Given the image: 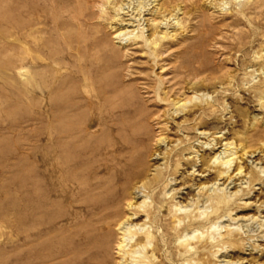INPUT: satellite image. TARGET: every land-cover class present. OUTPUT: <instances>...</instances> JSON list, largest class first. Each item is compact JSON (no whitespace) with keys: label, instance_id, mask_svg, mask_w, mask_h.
I'll return each instance as SVG.
<instances>
[{"label":"rangeland","instance_id":"374dc122","mask_svg":"<svg viewBox=\"0 0 264 264\" xmlns=\"http://www.w3.org/2000/svg\"><path fill=\"white\" fill-rule=\"evenodd\" d=\"M29 1L0 0V264H117L114 245L80 239L89 230L78 206L93 169L109 185L122 160L132 163L129 183L156 174L159 190L173 180L175 201L192 199V263L264 264V0H159L166 36L147 43L119 42L83 20L98 13L86 0ZM54 120L58 142L49 140ZM227 142L238 157L219 178L210 160ZM68 155L83 160L74 181L62 176Z\"/></svg>","mask_w":264,"mask_h":264},{"label":"bare ground","instance_id":"6f19581e","mask_svg":"<svg viewBox=\"0 0 264 264\" xmlns=\"http://www.w3.org/2000/svg\"><path fill=\"white\" fill-rule=\"evenodd\" d=\"M31 1H33V0H31ZM31 1H29V2H31ZM86 1L89 3L88 5L90 8L91 7L97 8L98 13L97 14L94 13V15H93V11H91L92 14L88 13V14L83 15V17H84L83 20H85V21H95L96 20L95 22H98L101 25V27L107 28L108 30L112 31L115 35V38L118 39L119 42L125 41L126 39H128V37L133 36V37H135L134 38L135 40H137L139 42L141 41V42L147 43V42H150V40L156 35L158 37H162V39L166 36L164 31L162 32V30H159L160 28L164 27L163 25L165 24V23H163L164 19H161V17H163L165 15L163 13L164 12L163 11V5L158 3L159 0H86ZM33 2H31V3H33ZM154 2H157V3L154 4ZM34 4H36V3H34ZM146 11H148V12H146ZM146 14H151V17L145 18ZM171 17L172 16H170L169 19L167 18V22L169 23V21L172 20L174 22L172 24L173 27L180 23L179 19L176 16L172 17L173 19H171ZM144 23L147 24V31H150V33L147 34V36L145 35V30H144L145 26L141 27ZM146 24H144V25H146ZM150 26H151V28H149ZM151 31H152V33H151ZM153 44H155V42H153ZM156 44H155V47H156ZM185 104L186 103H181L180 108H184ZM59 119H61L60 121L62 122V121H65L66 117H62ZM56 120H54L53 125L50 123L52 125V129H51L52 134L50 135L51 138L49 140H51L53 142H58L60 140L59 136H57L55 133L56 132L55 130H57V127H58L56 125ZM65 124H66V122H65ZM122 124H124V123H122ZM88 127H90V126H88ZM115 130H116V128H115ZM201 134L205 135V134H207V132L202 131ZM156 139H158V138H156ZM164 139H165V137L163 139L159 138L158 140H156L157 141L156 145H157V143L161 144ZM61 140H63V139L61 138ZM65 140H67V139H65ZM117 140L119 142H121L119 139H117ZM141 142L142 141L140 140V143ZM52 149H54V148H52ZM58 149H60V148H58ZM146 149H148V148H146ZM52 151H54V153H56L55 152L56 150H52ZM89 151H91V150H89ZM91 153H92V151H91ZM88 154H89V152H88ZM237 154L238 153L235 150V148L232 146V144L230 142H227L224 144V148L220 151V153L214 155L213 158H211V160H210L211 165H217L218 166L217 176L219 178H226V177L228 178L229 177V175H230L229 172L231 170L230 169L231 163H233V161L236 160V158L238 157ZM151 155L153 156V154H151ZM156 155H157V157L153 158L155 160L157 158H160L158 156L159 154H156ZM140 157L142 158V155ZM136 158H138L137 155H136ZM51 159H52V154H49V156H47L46 160H44L45 164L48 165L49 167H51L50 164H52ZM36 161H37V166H39L40 163L43 161L41 159L38 151L36 154ZM132 161H134V160H132ZM63 162L68 163L67 169H66L67 171H65V173L64 172L62 173L63 178H65L66 180L69 179V181L70 180L74 181L73 175H76V174H74V171L78 167H80V165H82L83 160L78 159V161H77V159L76 160L71 159V157L68 155L67 158L65 157V159H63ZM57 163L58 162L56 161V164ZM88 165H90V164H88ZM120 165L121 166H116V168H115L116 170L114 172V177H113L114 178L113 182L111 181V183L109 185H107V183L105 181L97 180V178H96L97 169L96 168L93 169V176L91 178V181H89V183L87 182L88 184L84 188V193L86 194V195L84 194L85 198L82 202L80 201L81 203L78 206L80 211L82 212V215L84 216V219H85V221H84L85 223H83L82 226L85 228H88V230H89L88 233L85 235H83L84 232L82 233L81 231H79L78 234L80 235L79 236L80 239H82V240L85 239L87 241H92V242L96 239L100 240V243L104 249L106 247L109 248V247H111V245H114L115 252H116V254H118V256L120 258L118 260L117 264H145V262L150 261V260L156 261V259L158 257H160V255H161L159 253L160 255L158 256L157 255L158 252L165 251V249L166 250L168 249V251H170V253H171L169 255L170 257L166 258V257L162 256V258L160 260H158L159 262L157 264H165L168 262L170 264V262L172 263L174 261H179L180 259H178V256L179 257L183 256L182 257L183 262L181 261L182 264H194V262L192 263L193 256L195 254V251H197L199 249V248H197V250L195 249L196 246H198V245L195 246V241H196L197 236H199V234H197L198 230L192 228V223H194V222H192V220H193V214H192V210H191V207H192L191 200L192 199L189 200L185 204H182L181 203L182 201H175L179 197L181 198V196H179L180 192L175 193V188L172 187V185H173L172 181L173 180H171V181L167 180L166 182L168 184L166 182H164V183H166V184L163 183L165 185V187L162 188V190H159V188H161L163 185L161 186L162 180L160 181L159 180L160 178H157L155 176L156 174H154V176L150 174L152 177L147 178V176H146L142 179L138 178L133 183H129V179L132 176V173L130 171L132 163L129 160H122ZM107 166L109 168V165H107ZM107 166L103 165L102 168L107 169L106 168ZM159 166H160V164H159ZM97 167H99V166L97 165ZM236 169L237 170H235L234 175L242 176L243 175L242 166L239 165V167L237 166ZM135 170H136V168H135ZM49 171H50V169H49ZM40 172H41V169H40ZM49 173H47L45 176L46 182H47L46 186H47L48 198H47L46 202L44 203V205H46L48 208H50L51 198L53 196L52 194L54 193L53 187H52V181H51L52 180L51 178L53 175L49 174ZM136 176H137V174H136ZM148 176H149V174H148ZM60 181H62V180H60ZM58 183H59V181H58ZM66 185H68V184H66ZM39 186H40V182L38 180L36 182V191L39 189ZM60 186H61V184H60ZM60 186H58V187L60 188ZM205 186H203V188ZM73 188H74V186H73ZM60 189H62V188H60ZM69 189L67 188L66 193H68ZM56 190H55V192H57ZM172 191H174V192H172ZM156 194H158V195L162 194V196L161 197L157 196L159 198L154 199L153 197ZM70 196L73 197L72 193ZM222 197H220V199ZM171 199L173 200V203H172V205L169 206V203L172 201ZM66 203H68V202H66ZM220 203H221V200H220ZM73 204L71 203V206ZM214 210H215V208H214ZM180 215H183V216L181 217ZM221 215L223 216V214H221ZM221 215H220V217H221ZM194 217H196V216H194ZM43 218H44V216H43ZM216 219H214V220H216ZM221 219L214 221V222H211L208 226V230L209 229H217L220 226L219 223L222 222ZM185 220H189V221H185ZM183 222H187V223L189 222V223L188 224L185 223L182 226ZM67 223L69 224V227H70L75 222H74V220L71 219L70 221L68 220ZM232 232H235V231H232ZM203 233L204 232L202 231L201 235H203ZM225 233H227V232H225ZM226 235L228 236L229 233L225 234V237H227ZM209 237L214 238L215 236L213 237L211 235ZM70 239H71V236H70ZM216 239L217 238H215V240ZM206 240L208 241V239H206ZM83 243H84V240H83ZM72 245L73 244L71 243V241H69V246L67 248V252L69 254L72 253V250H71ZM212 245H213V243H212ZM205 249H207V248L202 249V252ZM180 250H181L182 254L179 253ZM175 263H177V262H175ZM179 263H180V261H179ZM227 263H228V261H226L224 264H227ZM233 263H235V262H233Z\"/></svg>","mask_w":264,"mask_h":264}]
</instances>
